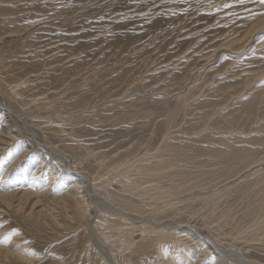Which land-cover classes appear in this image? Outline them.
Listing matches in <instances>:
<instances>
[{
  "label": "rangeland",
  "instance_id": "rangeland-1",
  "mask_svg": "<svg viewBox=\"0 0 264 264\" xmlns=\"http://www.w3.org/2000/svg\"><path fill=\"white\" fill-rule=\"evenodd\" d=\"M263 11L260 0H0V128L7 124L8 136L17 139L1 150L0 189L21 182L20 188L46 185L57 195L73 175L79 179L72 172H86L94 178L84 182L91 193L84 197L91 200L85 206L92 220L89 245L124 252V243L108 244L100 234L107 216H120L96 194L103 190L138 204L137 194L124 190L130 180L121 181L119 171L108 169L164 155L173 165L157 184L151 181L158 188L146 196L154 206L168 202L156 213L159 231L180 225L198 245L234 248L264 264V28L255 33L241 27ZM253 58L263 61L255 65ZM246 78L250 84H244ZM15 90L22 93V105L3 97ZM21 154L12 172L28 165L34 171L40 164L38 174L30 175L37 183L29 177L13 180L7 170ZM58 174L65 179L59 182ZM52 176L48 185L44 179ZM5 207L0 247L17 252L36 247L28 258L62 264L57 249L74 234L40 222L32 235L18 224L27 222L23 214ZM128 212L136 221L128 229L138 241L142 224L154 219L150 212ZM192 246L189 261L183 263L176 252L166 263L191 264L197 253ZM220 259L218 264H235Z\"/></svg>",
  "mask_w": 264,
  "mask_h": 264
},
{
  "label": "bare ground",
  "instance_id": "bare-ground-1",
  "mask_svg": "<svg viewBox=\"0 0 264 264\" xmlns=\"http://www.w3.org/2000/svg\"><path fill=\"white\" fill-rule=\"evenodd\" d=\"M254 1H256V0H254ZM257 4H256V6H257ZM261 6L259 5V7H261ZM252 9H253V7H252ZM259 14H260V11H259ZM239 24H240V22H239ZM241 27H243L244 29H247L248 32H255V33L258 32L261 28H264V13H262L261 16L252 18L251 20H244L243 25H241ZM253 35L254 34L250 35L249 38L251 36H253ZM249 40L250 39H247V41H249ZM254 47H256V46H254ZM256 48L259 50L258 47H256ZM260 53H262V51L259 52L258 54L260 55ZM253 54H255V53H253ZM242 56H240V57H242ZM255 56H256V54H255ZM248 58H249V56H248ZM254 58H256V57H254ZM254 58L251 60L252 62H250V59H249V61H247V60L244 61V64H245V62L248 63V64L250 62V63H255V65H256V64H258L259 61H263V60H259L258 59L259 61L257 60V61H254L253 62ZM233 64H234V62H233ZM240 64H242V62ZM258 67H260V66H258ZM252 71L254 72V70H252ZM260 72L263 73L264 70H262ZM257 73H259V72H257ZM181 74H182V77H181L182 79L186 78V71H182ZM251 75L252 76L255 75V77L258 76L255 73H252ZM260 76H262V74ZM251 78H254V77H251ZM247 79L248 78H246L244 80V84L245 85L250 84V80L251 79L250 80H247ZM252 80H254V79H252ZM251 85H252V83H251ZM247 90H248V88H247ZM16 91L17 90H15V92H13V95H11V97H9L7 95H6L7 96L6 97L2 92L1 93L4 95L3 97L5 99L6 98L8 99V101L12 98V99H15V101H17V104L18 105L19 104L22 105L21 102H20V100L23 98L21 96L22 93L20 94L19 91H18L19 93L16 92ZM247 94H248V92H247ZM253 96H254V94H253ZM241 97H242V95H241ZM7 99H6V101H7ZM26 101H28V100H26ZM9 103H11V102H9ZM23 109H25V108H23ZM14 115H16V114H14ZM17 117L20 118L19 116H17ZM6 125H4L2 128H0V153H1V150L5 149L3 147L8 146L9 144H11L12 139H14V137H15L14 135H9L8 136L10 128L8 126H6ZM21 126H22V124H21ZM47 130H50V129H47ZM52 135H53V132H52ZM50 144H51V142H50ZM166 146H170V145L167 143ZM9 152H10V150H9ZM20 157H23V154H21L18 158H16L15 159L16 161L14 160L15 162H13L12 164L10 163V165H8L9 167L7 168V170L8 171L10 170V173L12 172V170L14 168V165L17 162H19V160H20L19 158ZM62 157H64L65 159H69L66 156L65 153L62 155ZM26 159H28V158L26 157ZM47 159H49V158H47ZM139 160H141L142 163H139ZM30 161H27V162H30ZM116 161H117V159H116ZM144 161H146V160H144ZM42 162H43V160L40 161L39 163H42ZM43 163H45V162H43ZM47 165H49V164H47ZM172 165H173V162H170V159L168 160V157H166L164 155H160V159H157L156 158V159H154L152 161L143 162L142 158H140V159L134 160V161L129 162V163H126V162L125 163L124 162L123 163H120L119 162V164L117 163L116 166H113V167H111V168L108 169L109 172H114L113 170H115L117 172L119 171L118 177L121 179V181H123V180H130V182H128V184H127V189H124V190H126V192L128 191L131 194L132 193L137 194L138 200H140V202H137L138 204H134V202H132L131 199H129L128 197L123 196V195H121V197L122 196L124 197V199L122 200V199H119L120 198L119 196H114L113 195V197H111L108 192L103 191V190H100L99 191L100 193L97 192L98 195L95 192H92V194L93 193L96 194V196L98 198H102L104 202H108L110 204L109 207L110 208H113V210L117 211V213L119 214L120 218H113V216L112 217L110 216L111 214L106 217L107 220L105 222V228H104L103 231H100V234L104 237V240L107 243L108 242H113L114 243V242H119V241L122 242V243H124V245H122V246H126L125 249L123 248V251L124 252L113 253V252L109 251L107 248H106V250H103V251L100 252L97 249H95L94 247L92 248L91 245H89V242L91 241L90 240V237H89V233L91 232V229H92L91 228L92 220H90V218H91L90 212L86 211V207H85L88 204V201L89 200L87 198H84V197L86 195H88V193H90L89 191L87 193V187H86V184L85 183L87 181L90 182V179H91V181L93 183L94 182V178H89V176L86 175V172H85V174H82V173H79V172H72L73 174L78 175L79 179H76V177L74 175L72 176V178L69 177V178H71L70 181H69L70 184H68V185L66 184L67 187L66 188H63V190L60 191V193L57 194V195L56 194L55 195H52L51 192H49L46 189V185H45V189L41 188L40 186L38 188H35L36 186H33L32 184H28L27 186H25L23 188H20L19 187L20 185L18 186V184H20L21 182L20 183L17 182L18 184L14 183L10 187H7V188H3L2 187L3 189H0V208L3 207V206H6L7 209L8 208L13 209L14 210V213L16 215H19L20 216V215L23 214L22 215L23 216L22 217V220H26L27 222H25L26 224L23 223V222H21L22 224L21 223H18V224L22 227V229L24 231H29V232L32 233V235L33 234L36 235V233H33L32 230H33V228H35V226L38 227L40 225V222L44 223L43 224L44 227H46V225L48 224L47 226H54L56 228H59V230H63L64 229V231L67 230V232L70 230L71 233L74 234V236L67 240V237L68 236L66 235L67 237L65 239V242H63V244L60 243L61 245L57 249V250L60 251V255L59 256L63 260L62 264H167L166 263L167 261H171L172 260V258L170 256L171 255H175L176 252L179 253V258H180V260L182 259V262L184 263V261L187 262V261L190 260L189 258L192 257L191 256V253H192L191 252V246H192V244H194V246H192V247H196L197 248V246L200 247V245L202 243L200 245H198V243H199L198 240H195V242H194L193 240L195 238L194 239L190 238L191 237L190 232L187 229L186 230L181 229L182 226H180L178 224H176V225H178L177 226L178 228L171 227L169 229L170 232H164L163 230L162 231H159L160 229H162V227L160 226V224H161L160 221L156 217V213L157 212L159 213L160 210H163L162 208L165 207L168 202H167V200H164L161 203V206H159V205L154 206L151 203V201H147L148 198L146 197L147 195H152V194L155 193V191L158 188V186L155 185V184H157L158 181L161 179L162 173L164 172L165 168L166 167L169 168ZM29 166L30 165L25 166L24 169L22 168L21 170L12 172L11 174L14 175L12 177V179L13 178H18V179H20L22 181V180H24V178H28L29 177L30 180H31V182H33V183L36 182L37 183V179L34 178L33 176H30V175L32 174V172H34V173L37 172L36 174H38L39 167L41 165L38 164V166L36 167V169L34 171L33 170H30L29 171L28 170L30 168ZM130 168H131V170H130ZM69 171L71 172V170H69ZM5 172H4V174H5ZM56 172H57V170H56ZM34 173H33V175H35ZM6 174L8 175V173H6ZM50 174L51 173H49V175ZM61 174L60 175L58 174L59 177H60V179H61L60 181L58 180L59 182H61L62 180L65 179L64 178L65 176L63 175L64 176L63 177ZM69 176H71V175H69ZM126 176H127V178H125ZM37 178H39V177H37ZM52 178H53V176L52 177H45L44 180L47 183L49 182L48 185H50L51 184V181L50 180ZM57 179H58V177H57ZM151 181H153V183H155V184H152ZM103 182L104 181L102 180L101 183H103ZM9 183H11V181ZM142 184H147V185L144 188V187L141 186ZM6 186H8V185H6ZM85 187H86V190H85ZM90 201H89V203H90ZM30 204H31V207H30L29 211L26 212V209H24V208H26V205L29 206ZM47 205H51V207L52 206L53 207L51 208V207H49ZM55 208H56L57 211H55V210L52 211V209H55ZM113 210H110L108 212H111L112 213ZM128 211H130L132 213H135V214H138L140 216H143V214H145L146 212H150L151 215H152L151 216L152 219H154V221L151 220V222H150L148 220L147 223L142 224V227L143 228L141 230L144 231V235L138 241H134L133 242V240H132L133 231H131V230L128 229L130 227H133L134 226L133 224H136V221L133 220V218L130 216V214H129ZM16 215L14 217H16ZM28 215H30V216H28ZM14 217H13V219H14ZM26 217H32L33 220H27ZM60 217L67 218V219L70 218L71 221H68V223H65L66 222L65 221L62 224L61 222L63 220L62 221L59 220L60 223H61L60 224L56 220L57 218H60ZM39 218H43V219H39ZM57 223H59V224H57ZM64 223H65V225H64ZM56 224L58 225V227L56 226ZM89 226H90V228H88ZM47 228H48V230H51V229H49V227H47ZM182 228H184V227H182ZM22 229H21V231H22ZM15 230L16 229H14V231ZM77 230H80V231L77 232ZM37 232H40V231L37 230ZM52 232H54V231H52ZM60 232L61 231H59V233ZM22 233L23 232H21V234ZM215 233H216V231H215ZM120 234H122V236L124 235L129 242H127V241L125 242V240L121 239V237L119 236ZM212 234H210V235H212ZM68 235H69V233H68ZM54 237L55 236H53L52 238H54ZM213 237H214V235H213ZM31 238H32V240L34 239L33 237H31ZM58 238H59V236H58ZM15 239H17V237ZM20 239H19V242L21 241ZM217 239H218V237H217ZM27 240H28V238H26V241ZM43 240H44V238H43ZM46 240H48V237L46 238ZM70 242H72L71 245H69ZM208 242H210V241L208 240ZM15 243L17 244V242H15ZM21 243H20V245H21ZM27 243H25V244H27ZM205 243L203 242V244L201 245V247L199 249L196 250V248H195V251L197 252L196 253V258H194L195 261L194 262H191V264H208L210 262V260H211V257H213L215 259L214 262L216 264H218V262L221 261V259H220L221 257L226 262H228V263L230 262V263H235V264H262V263L254 262L253 260L252 261L247 260L243 256V254H240L234 248H224V247L220 248V247H215L214 245H211L212 243L211 244L207 243V241H205ZM37 244H38V242H37ZM209 246H211L212 248H215V250L211 251V248ZM7 247H9V246H7ZM13 247H15V246H13ZM35 248L33 250L32 249H27V248L25 249L24 248L23 250H25V251H23V252H17V250L16 251H13V250H10L9 248L5 249L2 246V247H0V264H14V263H18L19 261L21 262L20 264H35V262H36L35 259L28 258L30 256L29 253H30L31 250H32V253L35 255V252L38 249V248L37 249H35ZM45 248H48V247H45ZM52 248L53 247H51L49 249L51 250ZM14 249H16V248H14ZM24 252H26V253H24ZM55 252H58V251H55ZM98 252L100 254H102V256H103L102 258L100 257V255H99ZM42 253H41V255H42ZM210 253H213L214 255H210ZM55 254H57V253H55ZM24 256L27 257L28 260L26 258L25 259H22ZM36 257H37V255H36ZM43 260H45V262H47V256ZM50 260H53V259H50ZM36 264H38V262H36ZM169 264H172V263L170 262Z\"/></svg>",
  "mask_w": 264,
  "mask_h": 264
},
{
  "label": "snow or ice",
  "instance_id": "snow-or-ice-1",
  "mask_svg": "<svg viewBox=\"0 0 264 264\" xmlns=\"http://www.w3.org/2000/svg\"><path fill=\"white\" fill-rule=\"evenodd\" d=\"M241 2H243V0H241ZM260 2H261L262 4H264V0H260Z\"/></svg>",
  "mask_w": 264,
  "mask_h": 264
}]
</instances>
